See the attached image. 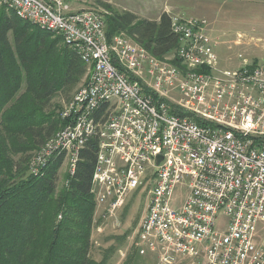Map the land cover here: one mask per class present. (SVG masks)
Segmentation results:
<instances>
[{
	"label": "built area",
	"instance_id": "1",
	"mask_svg": "<svg viewBox=\"0 0 264 264\" xmlns=\"http://www.w3.org/2000/svg\"><path fill=\"white\" fill-rule=\"evenodd\" d=\"M85 4L0 0L60 37L89 69L59 113L63 127L29 160L28 175H44L62 157L72 177L95 138L90 193L99 217H116L147 191L137 255L152 254L158 264H264V63L238 54L236 68H220L207 20L175 15L179 69L123 33L109 39L105 15ZM220 217L226 222L217 226Z\"/></svg>",
	"mask_w": 264,
	"mask_h": 264
},
{
	"label": "trees",
	"instance_id": "2",
	"mask_svg": "<svg viewBox=\"0 0 264 264\" xmlns=\"http://www.w3.org/2000/svg\"><path fill=\"white\" fill-rule=\"evenodd\" d=\"M100 5L111 13L109 39L124 33L154 58L170 56L183 69L166 13L147 20ZM52 37L0 6V264H106L90 257L97 140L80 151L73 176L60 189L62 157L40 177L27 173L31 153L64 125L52 109L54 97L86 74L78 56Z\"/></svg>",
	"mask_w": 264,
	"mask_h": 264
},
{
	"label": "rangeland",
	"instance_id": "3",
	"mask_svg": "<svg viewBox=\"0 0 264 264\" xmlns=\"http://www.w3.org/2000/svg\"><path fill=\"white\" fill-rule=\"evenodd\" d=\"M100 4L108 5L118 13H132L139 19L156 20L157 18L158 20L159 16L166 12L169 17L178 15L185 18L205 19L209 23V29L212 26V18L220 17L221 13L227 10L229 18L235 19L234 21L241 19V24L226 27L222 25L218 27L221 32L214 33L211 37L215 40L219 39L215 53L220 68H236L238 54H243L244 58L251 62L264 63V0H86L84 7L103 13L106 22L111 13ZM249 15L256 17V21L251 20L252 24L249 22ZM54 37L57 36L53 35L52 38ZM60 46H64L62 42ZM165 59L171 62L172 57ZM88 73L89 69L86 65L84 77L76 85L59 92L54 97L51 106L58 116L63 107L85 85ZM36 151H33L31 156ZM69 178L68 164L62 162L58 171L57 188L66 185ZM130 198L113 218H101L100 212L94 209L90 238V257L93 260L98 262L105 260L106 264H158V259L152 254L136 256L133 247L136 232L145 213L147 191H138ZM224 222H226L225 218L220 217L217 226ZM182 264H201V262L184 261Z\"/></svg>",
	"mask_w": 264,
	"mask_h": 264
},
{
	"label": "crops",
	"instance_id": "4",
	"mask_svg": "<svg viewBox=\"0 0 264 264\" xmlns=\"http://www.w3.org/2000/svg\"><path fill=\"white\" fill-rule=\"evenodd\" d=\"M229 17H230V15L227 14V10H224L223 11V14L221 13L220 17H213L212 18V20H211L212 21V26L210 24L211 28H210V31H209L211 37L214 35V33L215 34H219L221 32L220 29H218V27H221L222 25H223V27H226L228 25L229 26H231V25L232 26H238V25L241 24L240 23L241 22V19H239V21L238 20L237 21H234L235 19L232 20ZM219 18H220V20H218ZM249 18H250V21L249 22H251V20H255L256 17H255V15H251V16L249 15ZM156 20H157V18H156ZM251 24H252V22H251ZM216 40H219V39H216Z\"/></svg>",
	"mask_w": 264,
	"mask_h": 264
},
{
	"label": "water",
	"instance_id": "5",
	"mask_svg": "<svg viewBox=\"0 0 264 264\" xmlns=\"http://www.w3.org/2000/svg\"><path fill=\"white\" fill-rule=\"evenodd\" d=\"M161 160V157L159 156L158 158H157V161L159 162Z\"/></svg>",
	"mask_w": 264,
	"mask_h": 264
}]
</instances>
